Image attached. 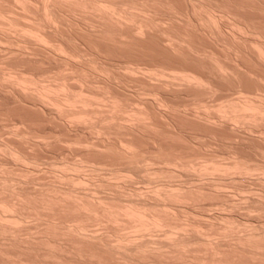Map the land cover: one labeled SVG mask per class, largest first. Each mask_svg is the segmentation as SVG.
Listing matches in <instances>:
<instances>
[{
	"label": "bare ground",
	"instance_id": "1",
	"mask_svg": "<svg viewBox=\"0 0 264 264\" xmlns=\"http://www.w3.org/2000/svg\"><path fill=\"white\" fill-rule=\"evenodd\" d=\"M0 264H264V0H0Z\"/></svg>",
	"mask_w": 264,
	"mask_h": 264
}]
</instances>
